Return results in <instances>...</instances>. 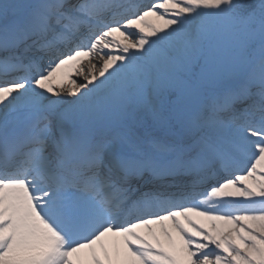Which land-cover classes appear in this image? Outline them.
<instances>
[{
    "label": "snow or ice",
    "instance_id": "snow-or-ice-1",
    "mask_svg": "<svg viewBox=\"0 0 264 264\" xmlns=\"http://www.w3.org/2000/svg\"><path fill=\"white\" fill-rule=\"evenodd\" d=\"M0 264H264V0H2Z\"/></svg>",
    "mask_w": 264,
    "mask_h": 264
},
{
    "label": "bare ground",
    "instance_id": "bare-ground-1",
    "mask_svg": "<svg viewBox=\"0 0 264 264\" xmlns=\"http://www.w3.org/2000/svg\"><path fill=\"white\" fill-rule=\"evenodd\" d=\"M84 66H85L84 69L87 70V68L89 67V64H87L86 61H85ZM97 67H98V65H97ZM78 76H80V81H81V80H82V79H81V75H78ZM80 81H79V82H80ZM63 83H64L65 86H68V83H70V82H69V80H66V81H63ZM77 83H78V82H77ZM70 86H71V85H69L68 87H70Z\"/></svg>",
    "mask_w": 264,
    "mask_h": 264
}]
</instances>
